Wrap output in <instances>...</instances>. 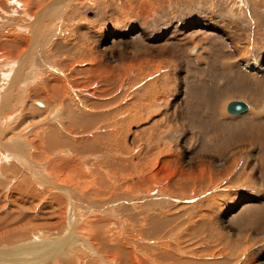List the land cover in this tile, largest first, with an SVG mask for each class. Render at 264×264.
Returning a JSON list of instances; mask_svg holds the SVG:
<instances>
[{
	"label": "rangeland",
	"instance_id": "rangeland-1",
	"mask_svg": "<svg viewBox=\"0 0 264 264\" xmlns=\"http://www.w3.org/2000/svg\"><path fill=\"white\" fill-rule=\"evenodd\" d=\"M241 1L134 0L124 10L115 11L118 14L104 1L75 15L69 13L68 7L55 39H64L70 45L80 44L72 34L81 27L78 29L81 50L99 52L105 46L112 47L110 43L114 40L123 51L129 52L137 51L139 45H151L148 48L152 52H156L151 48L154 44L166 45L164 54L158 56L166 58L167 63L157 58L161 62L144 59L131 69L126 61L121 64L124 71L121 82H125L106 95L108 99L102 98L106 94V74L75 73L77 68H94L99 60L88 64L71 60L73 70L67 81L56 67L59 61L56 63L55 57L46 54L55 64L54 72L47 73L61 78L42 72L35 82L26 68L23 74H16L14 85L9 87L15 67L12 60L16 59H0V101L4 100L0 105V264H120V255L113 251L115 247L124 248L128 264L148 263L151 254L161 252L177 255L180 264L264 263V0ZM72 6L76 9L79 5L73 2ZM16 11L9 7L7 12L16 17ZM2 19L0 24L4 22ZM2 30L1 38L8 39L9 28ZM140 47L138 52L142 56H156V53L145 55ZM243 58L263 67V72H248L240 61ZM54 79L65 82L62 100L73 109L86 114L108 113L109 109H120L122 113L118 118L99 121L88 130L82 125L76 129L74 125L64 126L60 120L63 105L55 113L56 118H50L54 109L47 106L45 111L46 101L53 104L55 98L37 89L44 81L52 83ZM116 95L122 98L103 110L88 106L96 99L105 104ZM235 100L245 102L248 111L236 116L227 114L226 105ZM154 124L159 125L157 137ZM51 128L58 133H53L55 141L49 145ZM84 142L105 153L81 150ZM236 150L241 153L233 159L236 165L231 174L213 176L202 187L198 180L201 178L203 182L207 170L199 168L192 173L196 178L190 179L188 194H185L186 182L175 183L179 166L184 169L187 163L199 159L222 163ZM115 159L125 166L120 169L124 174L114 176L117 170L107 173L110 169L103 163ZM250 168L254 172L248 173ZM135 170L139 173L135 174ZM250 175L262 186L253 184L254 180L248 184L234 182L235 179L246 181L243 176L248 180ZM36 177L44 182L39 183ZM139 180L146 182L141 191L135 186ZM140 192L146 200L160 194L156 198L155 215L185 213L168 239L134 233L138 226L135 228L137 222L132 215L142 211L136 218L143 227H147L146 216L153 215L140 207L144 201L128 203L129 198ZM174 206L180 209L175 211ZM251 206L263 214L250 212ZM256 218L260 220L257 224ZM202 220L212 222L211 235L189 237L187 228ZM182 222L189 226L180 227Z\"/></svg>",
	"mask_w": 264,
	"mask_h": 264
},
{
	"label": "bare ground",
	"instance_id": "bare-ground-1",
	"mask_svg": "<svg viewBox=\"0 0 264 264\" xmlns=\"http://www.w3.org/2000/svg\"><path fill=\"white\" fill-rule=\"evenodd\" d=\"M49 0H0V19H2L4 22L0 24V30L2 29H7L9 28L10 33L8 36V39H2L0 36V59L3 58H7V59H16V61L12 60V64H14V70L13 72H11V76L12 79L9 81V87H12L15 83V79L18 77L17 75H21L23 74V71L26 68H29L28 71V76L30 78H33L34 81H38L39 78V74H41L42 72L45 73L47 76H52L55 78H61V77H57L56 75H52V74H48L47 72H51L53 73V65H55L53 62H51L47 57L46 54H49L53 57H55L56 59L54 60L56 63L57 61H59V63L56 64V67H58L60 69L61 75H63L62 78H66L67 81L70 78V72L73 70V65L71 66L69 63L70 61H75L76 59H78L79 63L81 64H88L91 62H95L97 60H99V63L97 65H95L94 68L92 67H88V68H77L75 70L76 74H83V73H90V74H99L100 76H103V74H106V80L104 82L105 84V95H102L103 97H106V95H110V93L112 92L113 89L117 88L119 83L121 82V80H123L124 74H122V71L120 68L122 67L121 64H125L127 62V64H129L128 66L131 68H134V65L138 62V61H142L144 59H148V60H155L156 63L157 62H161L162 56H158L163 55V51L166 47V45H164L162 47V45L160 44H154V47L151 48H155L156 52H152L151 50H149L148 47H139L141 49H143L145 51V55H152V53H156L155 57H144L142 56V53L137 51H133V52H129V51H123L122 48H120L118 45V43L114 42L110 43L113 46L109 48V46H105L102 50H100L99 52H93L91 53L90 51H84L81 50V45L82 44V37H80V35L78 34V29H82L81 27H77V29H74L73 32V37H76V41L79 40L80 44H73L70 45L67 44V42L64 39L61 38H57L55 39L56 34L60 33V28L62 27V24L60 23V20L64 14V12H66V9L68 7L69 8V13L70 14H79V12L81 13L83 10H88L89 7H96L99 5L100 1H104V3H106L105 5L110 6L112 5L113 8V12L117 11V10H124L125 8L129 7L132 4V1L134 0H50V2H48ZM243 1V0H242ZM241 1V3H243ZM73 2H77L78 3V7H76V9L74 8V6H72ZM9 3V7L10 8H15L17 11L14 12L17 14V16L15 17L14 14H10L12 13V11L9 13L8 11V6L7 4ZM48 3V4H47ZM115 3H119L120 6H116ZM238 2H235V4H237ZM240 3V4H241ZM43 4H46L43 6ZM75 4V3H74ZM244 5V4H243ZM72 6V7H71ZM106 6V7H107ZM242 6V5H241ZM8 7V8H7ZM245 7V6H244ZM244 7H240V9H243ZM236 8V7H235ZM230 10V9H229ZM246 8L243 9V12H245ZM10 11V10H9ZM247 11V10H246ZM112 12V14H114ZM119 12V11H118ZM242 11H240V13L244 16V13ZM116 13V12H115ZM120 13V12H119ZM111 14V15H112ZM118 14V13H116ZM81 16V15H80ZM112 16H116V15H112ZM112 16L110 17V19L112 18ZM119 16V15H118ZM114 19V18H113ZM109 21V20H108ZM75 23V22H74ZM76 24V23H75ZM228 25V23H227ZM85 28V27H84ZM96 28V27H95ZM94 28V29H95ZM89 30V29H88ZM96 30V29H95ZM3 31V30H2ZM86 31V29H85ZM1 32V31H0ZM88 32V31H86ZM63 33V32H62ZM79 33H81L79 31ZM84 33V32H83ZM85 34V33H84ZM92 35V34H91ZM90 35V36H91ZM94 35V34H93ZM240 37V36H239ZM84 38V37H83ZM96 38V37H95ZM115 39L117 38L114 37ZM172 38V37H170ZM74 39V40H75ZM93 39V38H92ZM88 40V39H87ZM86 40V41H87ZM91 40V39H89ZM95 40V39H94ZM168 40V39H167ZM78 42V43H79ZM88 42V41H87ZM94 43V41H92L91 43L89 42L86 45H90ZM140 43V41H139ZM142 43V42H141ZM175 43V42H174ZM183 43V42H182ZM75 45V46H74ZM144 45V44H143ZM153 46V45H152ZM158 46V47H157ZM160 46V47H159ZM70 47V48H68ZM76 47H79V49H76ZM115 48V49H114ZM148 48V49H147ZM168 48V47H167ZM236 49V48H235ZM147 51V52H146ZM193 52H195V49H193ZM198 52V50H197ZM231 52V51H230ZM123 53H128L130 54V58H127L125 55H123ZM233 53V52H232ZM112 55H117V57L114 59L112 58ZM238 55V54H237ZM151 57V58H149ZM66 58V59H64ZM159 58V59H157ZM164 58V57H163ZM203 58V57H202ZM220 58V57H219ZM225 58V57H224ZM223 58V59H224ZM237 59V58H236ZM165 63H167L166 58L162 59ZM198 60V59H197ZM8 61V60H7ZM126 61V62H125ZM204 61V59H203ZM239 61V59H238ZM240 61H243L242 66L248 71H255L257 74H260L263 72V67L261 66H255L251 63H249V61H247V59L245 60V58L241 59ZM77 62V61H76ZM75 62V63H76ZM150 62V61H149ZM154 62V61H152ZM169 63H171L170 61H168ZM4 63V61H3ZM9 63L10 65V61L6 62ZM139 63V62H138ZM155 63V62H154ZM154 63H152L151 65H153ZM198 63H200V61H198ZM227 63V62H226ZM29 64V65H28ZM74 64V63H73ZM77 64V63H76ZM224 64V63H223ZM93 65V64H92ZM228 65V63H227ZM1 66V65H0ZM17 66V67H16ZM147 67V65L145 66V68ZM155 68V67H154ZM157 68V67H156ZM159 68V67H158ZM161 69V68H160ZM158 70V69H157ZM122 71V72H121ZM128 71V70H127ZM135 71V70H134ZM144 72V70H143ZM129 73V72H128ZM131 73V72H130ZM157 73V72H156ZM8 74V73H7ZM127 74V72H126ZM138 74V73H137ZM136 74V75H137ZM247 74V72H246ZM141 75V74H140ZM4 79V77L6 76L1 75ZM94 76V75H93ZM97 76V75H95ZM51 77V78H52ZM126 77V76H125ZM50 78V79H51ZM105 78V77H104ZM129 78V77H128ZM156 78V77H155ZM163 78V77H162ZM134 79V78H133ZM138 79V78H137ZM129 80V79H128ZM93 81V80H92ZM161 81V80H160ZM41 82V81H40ZM122 82H125L122 81ZM121 82V83H122ZM167 82V81H166ZM17 83V82H16ZM31 82H28L27 84H29ZM94 83V81H93ZM98 83V82H96ZM130 83V82H129ZM169 83V82H168ZM91 84V83H90ZM88 84V86L90 85ZM123 84V83H122ZM132 84V83H131ZM12 85V86H11ZM26 85V84H24ZM84 86V85H83ZM82 86V87H83ZM87 86V88H88ZM93 86V85H92ZM104 86V85H103ZM130 86V85H129ZM133 86V85H132ZM81 86H79L80 88ZM156 87V86H155ZM165 87V86H164ZM25 88V87H24ZM65 88V82L61 81V80H56L54 79V81L51 83L49 80L44 81L42 83V85L40 86V88L38 87V90H41L43 92H45L47 95H52L55 98L54 103L52 104L49 101H46V110L48 111V107L54 109L53 113H51L49 115L50 118L54 117L56 118L55 113L59 110V107L61 105H63V109L61 111L60 114V120L62 122V124L64 126H70V125H74L73 128H78L79 125H82L84 127V129H87L89 127H93L95 126V124H97L99 121L105 120V119H109L112 118L114 116H116L118 118V115H120L122 113V110L120 109H115L113 111H110L107 113V111L105 113H97V114H86L83 111H79V110H75L72 108V105H68V103H64L63 102V98H62V94H61V89ZM90 88V86H89ZM151 88V87H150ZM75 89V88H74ZM77 89V88H76ZM104 89V88H103ZM122 89V88H121ZM149 89V88H148ZM147 89V90H148ZM117 90V89H116ZM131 90V89H130ZM156 90V89H155ZM99 92V91H98ZM118 92V91H117ZM153 91H150V94ZM258 92V91H257ZM63 93V92H62ZM93 93V92H92ZM75 94V93H74ZM88 94V93H87ZM102 94V93H101ZM122 94V93H121ZM84 95V94H82ZM95 94L93 93V96ZM115 95V93H114ZM152 95V94H151ZM117 96V95H116ZM156 96V95H155ZM163 96V95H162ZM83 97V96H82ZM88 97V96H87ZM96 98H101V95H95ZM75 98V97H74ZM79 98V97H78ZM81 98V97H80ZM94 98V97H93ZM95 98V99H96ZM109 98V97H108ZM107 98V99H108ZM122 98V96H117L115 98H113L111 101L103 104L99 101L93 100L92 103L88 106H91L95 109H100L102 108V110L104 109L103 107L105 106H109L112 104L117 103L120 99ZM124 98V96H123ZM86 99V98H85ZM105 99V100H107ZM126 100V99H125ZM159 100V99H158ZM124 101V100H123ZM232 102V101H231ZM4 104V100L0 101V105ZM85 103V102H84ZM120 103V102H119ZM76 105V104H75ZM3 106V105H2ZM160 106V105H159ZM227 106V105H226ZM248 106V105H247ZM125 107V106H124ZM107 108V107H105ZM171 108V107H170ZM2 109V108H0ZM249 109V106H248ZM4 110V109H3ZM43 110V109H42ZM6 111V110H5ZM248 111V110H246ZM245 111V112H246ZM103 112V111H102ZM136 112V111H135ZM227 112V111H226ZM244 112V113H245ZM1 113V110H0ZM173 113V112H172ZM124 114V112H123ZM228 114V113H227ZM243 114V113H242ZM176 115V114H175ZM230 115V114H229ZM240 115V114H239ZM2 116V115H0ZM164 116V115H163ZM166 116V115H165ZM236 116V115H233ZM131 118V117H130ZM138 118V117H137ZM166 118V117H165ZM169 118V117H168ZM167 118V119H168ZM171 118V117H170ZM128 119V118H127ZM139 119V118H138ZM170 120V119H169ZM60 122V123H61ZM104 122V121H103ZM106 122V121H105ZM170 122V121H169ZM122 123V122H121ZM168 123V122H167ZM112 126V125H111ZM72 127V126H71ZM70 127V128H71ZM105 127V126H104ZM179 127V126H178ZM69 128V129H70ZM82 128V127H81ZM113 128V127H112ZM56 130V129H55ZM81 130V129H80ZM118 130V129H117ZM86 131V130H85ZM153 131H155L156 133V137L159 136L160 133H158L159 131V125L154 124L153 127ZM49 145L52 144V142L55 141V136L54 134H57V131H54L53 128L50 129L49 131ZM2 134V133H1ZM3 135V134H2ZM47 137V136H46ZM59 141L60 140V137ZM103 139V138H102ZM65 140V138H64ZM107 140V139H106ZM91 141V140H90ZM67 142V141H66ZM65 143V141L63 142ZM103 143V142H102ZM111 143V142H110ZM59 144V143H58ZM66 144V143H65ZM101 144V143H100ZM109 144V142H108ZM107 144V145H108ZM113 145V144H112ZM12 145H4V147H10ZM54 146V145H53ZM80 146V145H79ZM233 146V145H232ZM103 147V146H102ZM106 147V146H105ZM110 147V146H109ZM114 147V146H113ZM104 148V147H103ZM105 149V148H104ZM111 149V148H110ZM109 149V150H110ZM118 149V148H117ZM48 150H51L50 148H48ZM81 150H97L100 151L102 153H105L104 150L99 149L97 146L92 145L90 142H84L82 143L81 146ZM115 150V149H114ZM120 150V149H119ZM148 151H152L151 149ZM106 152H108V148L106 149ZM110 153V152H109ZM115 153V152H114ZM150 153V152H147ZM239 153H241L240 150H236L234 151L233 154L231 155H227L224 162H218L216 161V163H214L213 161L215 160H208V159H199L196 163H187L182 169V166H177L178 167V172H177V177L178 179L175 181V183L177 184L180 180H183L184 182H186V188L187 191L185 194H188L189 191V183H190V179H195L196 176L193 175L192 173H194V171L199 170V168H201L200 170H207V176L204 177V180L202 182L201 178H199V183L200 185H203L202 187H205L206 184L210 181V178L215 176H226L228 174H231V172L233 171V169H235V165L236 163H233V159L236 157V155H238ZM112 154V153H111ZM143 154V153H142ZM191 154V153H190ZM105 155V154H104ZM117 155V152H116ZM253 155V154H252ZM109 156V155H108ZM148 156V155H147ZM113 157V156H112ZM151 157V156H149ZM103 158H105L103 156ZM115 158V157H114ZM148 158V157H147ZM113 159V158H112ZM26 160V159H25ZM102 160V159H101ZM170 162V161H169ZM168 162V163H169ZM175 162V161H174ZM173 162V163H174ZM177 162V161H176ZM151 163V162H150ZM104 167L110 169L109 172L110 173L112 170H117L116 174H114V176H118L119 174H124L122 171H120V169L123 166L119 160L115 159V160H111L108 162H104ZM130 163H127L126 165H128ZM134 164V163H133ZM141 164H143V162H141ZM149 164V162H148ZM177 164V163H176ZM145 167V166H144ZM173 167V166H172ZM251 167V166H250ZM254 167V166H253ZM67 168V167H66ZM65 168V169H66ZM138 168L141 170L142 168L140 166H138ZM152 168V167H151ZM135 169V168H134ZM165 169V168H164ZM163 169V171H164ZM247 169V168H246ZM112 171V172H113ZM144 171V169H143ZM57 172V171H56ZM246 172V171H245ZM249 172H254L252 168H250L248 170ZM114 173V172H113ZM139 173L138 171L136 172L135 170V174ZM145 174V173H144ZM176 174V173H175ZM246 174V173H245ZM243 174V175H245ZM146 175V174H145ZM148 175V174H147ZM198 175V174H197ZM174 176V177H176ZM120 177V176H119ZM38 178V181L40 183L44 182L43 179L41 177H36ZM140 178V177H139ZM241 178V177H240ZM243 178L246 180H239V179H235L236 181H234L236 184L241 182L248 184L249 182H252L253 180V184H257V186H262V183L259 182L258 180H256L255 178L253 179V176L251 177L250 175V179L247 180V177L245 178L243 176ZM122 179V178H121ZM64 183V182H62ZM136 183H138V185L135 184L136 189L138 191H141L144 187V185H146L145 181H136ZM69 184V183H68ZM124 186V183H123ZM176 186V185H175ZM198 187V186H197ZM64 188V187H63ZM66 190V189H65ZM181 190V189H178ZM67 195L70 197V200L73 202V196L70 194V192L67 190ZM180 192V191H179ZM156 193V192H155ZM158 193V192H157ZM193 193V192H192ZM76 194V193H75ZM156 195V194H155ZM160 194L157 195V197H159ZM187 196V195H186ZM68 197V198H69ZM116 197V196H115ZM156 197V198H157ZM119 198V197H118ZM129 198V196H128ZM156 198L153 197L151 195V197L148 198V200L144 199L141 195V192L139 194H137L135 197L133 198H129V202L131 205L132 203L136 202V200L141 204L144 201V204H141V208H143L142 210H148L151 213H153V215H149L146 216V221H147V227H143V225L140 223L138 224L137 218L140 214V212H136L134 214V216L132 215V219L134 220V222H137V224L135 225V228L138 226V229H135L134 233H139L140 235H142L143 237H147V238H155L156 237H161V238H167V237H171V232L175 231V223L179 222V218H182L185 216V213H177L175 212V214H171L169 216H161L160 213L155 215L154 214V209L157 208V206H155V203L158 204L156 202ZM125 197L122 198V200L124 201ZM121 200V199H120ZM131 200V201H130ZM133 200V201H132ZM205 200V199H204ZM245 201V199H244ZM161 202V201H160ZM162 203V202H161ZM129 204V205H130ZM127 205V203H126ZM125 205V207L127 209H129V205L128 207ZM172 207V206H171ZM175 207V206H174ZM71 208V206H70ZM169 208V206H168ZM158 209V208H157ZM180 209V208H178ZM177 206L175 207V211L178 210ZM174 212V210H171ZM170 211V212H171ZM250 212H256L258 213V215H262L263 213H259V211L256 210V208L254 206H251V211ZM249 212V213H250ZM147 213V212H146ZM256 215V214H255ZM264 216V215H263ZM142 219V218H141ZM263 219V218H261ZM260 221L259 219L256 218V224L257 222ZM189 224V222H187ZM182 226L180 227H184V225H187L186 222H182L181 223ZM94 225V224H93ZM97 225V224H95ZM94 225V227H95ZM196 226L187 228V235L191 238L197 237L200 234L206 233V234H210L212 233L213 230V225L212 222L210 221H199L197 223H195ZM248 225V224H247ZM259 225V223H258ZM99 227V225H97ZM96 226V227H97ZM170 226H174V228L172 227L170 229ZM189 226V225H187ZM179 227V226H178ZM176 227V229L178 228ZM179 227V228H180ZM235 228V227H234ZM103 229V228H100ZM104 230V229H103ZM180 230V229H179ZM235 230V229H234ZM251 230V229H248ZM101 231V230H100ZM217 231V230H216ZM178 232V231H177ZM251 232V231H250ZM97 234V233H96ZM174 234V233H173ZM259 234V233H258ZM101 235V234H99ZM176 235V234H175ZM211 235V234H210ZM240 235H242L240 233ZM178 236V235H177ZM176 236V237H177ZM236 236V234H235ZM245 236V235H242ZM240 236V237H242ZM182 237V236H181ZM183 237H187V236H183ZM101 238V237H100ZM99 238V239H100ZM212 238V237H210ZM168 239V238H167ZM166 239V240H167ZM173 239V238H172ZM183 239V238H182ZM181 239V240H182ZM102 240V239H100ZM159 240V239H158ZM186 240V239H185ZM103 241V240H102ZM173 243V242H172ZM181 243V242H180ZM230 244V243H229ZM104 245V244H103ZM171 245V244H170ZM140 247H142L143 249H148L145 245H139ZM186 246V245H185ZM188 247V246H187ZM225 247V245H224ZM109 248V247H108ZM123 248V247H121ZM114 249V248H112ZM116 250H113L114 252H117L120 257V261L118 259V261L120 262V264H128V261L125 259V256L123 255L124 253V248L123 250H121L119 247H115ZM182 249V248H181ZM193 249V248H192ZM108 251H111L110 249H106ZM168 250V249H167ZM178 250V249H177ZM222 250V249H221ZM112 252V251H111ZM198 252V251H197ZM174 253V252H173ZM181 253V252H180ZM118 255V256H119ZM177 256V255H176ZM175 255H173L172 253H166V252H161V254L155 255V254H151V258L150 260H148V263L145 262L143 264H180V260L176 258ZM230 258V257H229ZM228 258V259H229ZM114 260V259H112ZM111 260V261H112ZM101 261V260H100ZM188 261V260H187ZM232 261V260H231ZM233 262V261H232ZM56 263V261H55ZM88 263V262H87ZM103 263V261L101 262ZM105 264V263H104ZM185 264H226V262H209L208 263H200V262H193V261H189L186 262ZM259 264H264L259 262Z\"/></svg>",
	"mask_w": 264,
	"mask_h": 264
},
{
	"label": "water",
	"instance_id": "water-1",
	"mask_svg": "<svg viewBox=\"0 0 264 264\" xmlns=\"http://www.w3.org/2000/svg\"><path fill=\"white\" fill-rule=\"evenodd\" d=\"M246 110H248L247 104L239 100L229 102L226 106V111L230 115H239L244 113Z\"/></svg>",
	"mask_w": 264,
	"mask_h": 264
}]
</instances>
